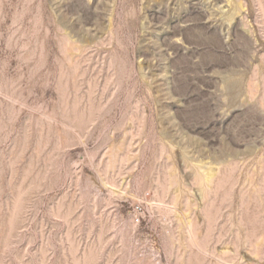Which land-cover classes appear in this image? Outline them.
Wrapping results in <instances>:
<instances>
[{"label": "rangeland", "instance_id": "rangeland-1", "mask_svg": "<svg viewBox=\"0 0 264 264\" xmlns=\"http://www.w3.org/2000/svg\"><path fill=\"white\" fill-rule=\"evenodd\" d=\"M0 264H264V0H0Z\"/></svg>", "mask_w": 264, "mask_h": 264}]
</instances>
